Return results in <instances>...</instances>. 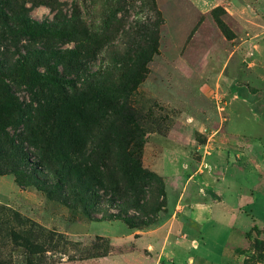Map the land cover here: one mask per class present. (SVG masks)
Segmentation results:
<instances>
[{
	"label": "rangeland",
	"instance_id": "rangeland-1",
	"mask_svg": "<svg viewBox=\"0 0 264 264\" xmlns=\"http://www.w3.org/2000/svg\"><path fill=\"white\" fill-rule=\"evenodd\" d=\"M10 2L24 5L29 18L70 31L62 39L56 34L47 38L9 31L0 34V78L9 83L11 95L25 109L51 94L59 98L64 94L58 85L45 80L55 72L70 81L91 78L95 84L101 82L106 97H115L116 104L128 102L137 121L140 163L160 177L163 185V177L154 169L164 166V150L187 153L197 161L202 155L198 145L205 144L221 117H228L233 108L242 112L230 117L233 137L253 141V145L257 139L264 140V0ZM15 24L9 17L8 25ZM0 27L2 31L7 25L0 21ZM77 43L78 48L84 45L86 52L88 47L93 53L75 60L56 57L61 49L75 50ZM64 90L70 96L72 89ZM233 91L252 95L246 112L239 107L244 102L231 101ZM3 95L0 89V107L3 99H9ZM112 107L107 104L97 111L99 122L118 123V117L110 115ZM238 162L233 161L239 166ZM201 167L207 166L202 163ZM247 168L251 171L250 165ZM256 179L250 201L245 191L241 200L245 196L244 210L257 224H264V174ZM240 185L243 190L247 187L242 178ZM109 195L118 200L113 192ZM157 202L151 193L143 206L145 213L153 216ZM168 204L165 193V208L155 212L156 222L148 228L173 220ZM133 206L91 203L88 210L95 218H89L80 207L49 198L34 183L21 186L15 173L1 174L0 264H132L127 255L136 250L134 228L117 216L143 213ZM226 228L211 221L203 235L225 242ZM211 245L198 242L190 253L194 264L216 263ZM248 250H252L250 244ZM144 256L147 253L141 252Z\"/></svg>",
	"mask_w": 264,
	"mask_h": 264
},
{
	"label": "trees",
	"instance_id": "trees-1",
	"mask_svg": "<svg viewBox=\"0 0 264 264\" xmlns=\"http://www.w3.org/2000/svg\"><path fill=\"white\" fill-rule=\"evenodd\" d=\"M26 12L22 4L0 0V21L7 25L0 34L9 31L28 38L55 34L59 39L68 37V29L29 18ZM9 17L15 19V27L8 25ZM220 28L226 34L225 28ZM74 49H61L56 57L75 60L93 53L88 47L86 52L84 45L78 48V43ZM45 80L58 85L64 95L55 98L51 94V98H43L41 103H34L35 107L28 105L25 109L9 92V83L0 78L3 98H9L3 99L0 107V175L15 173L21 186L34 183L49 198L71 208L80 207L89 218H95L88 210L91 203H131L132 208L137 207L144 214L118 215L127 225L140 229L156 222L155 212L165 208L164 185L160 177L146 171L140 163L137 121L128 102L116 104L115 97H106L105 85L95 84L91 78L70 81L55 72L46 75ZM67 87L72 89L70 96L64 90ZM107 104H114L110 115L118 117L117 124H105V119L99 122L97 111ZM152 182L156 185L152 186ZM110 191L117 201L110 197ZM151 193L158 200L152 208L153 216L143 210ZM252 231L258 232L256 227ZM253 244L264 252V243L255 240ZM256 257L259 259L262 254L259 252Z\"/></svg>",
	"mask_w": 264,
	"mask_h": 264
},
{
	"label": "crops",
	"instance_id": "crops-1",
	"mask_svg": "<svg viewBox=\"0 0 264 264\" xmlns=\"http://www.w3.org/2000/svg\"><path fill=\"white\" fill-rule=\"evenodd\" d=\"M251 100L252 95L245 91L232 92L231 101L244 102L239 105L243 112L247 111L245 104ZM223 106L225 108V104ZM236 113L242 112L233 108L228 117L222 116L205 144L198 145V152L202 154L200 159L196 156L199 161L192 160L187 153L164 150V166L154 170L163 177L173 220L154 228H134L136 250L127 255L132 264H194L190 253L198 247V242L213 244L211 248L216 250L217 258L214 264H247L249 260L253 264H264L263 248L256 249L253 244L255 240L264 243V224H257L244 210L245 196L241 200V192L245 191L250 201L256 182L254 177L258 180L264 174V140L257 139L253 145V141L233 137L229 124L230 117ZM262 114L263 122L264 109ZM233 161H239L240 165H234ZM202 163L207 167L202 168ZM248 165L251 171H247ZM241 178L242 184L247 186L244 190ZM211 221L227 227L225 242L203 235ZM253 227L258 232L252 231ZM233 239L238 244H234ZM249 244L252 250H248ZM141 252L148 256L141 257ZM259 252L262 257L258 259Z\"/></svg>",
	"mask_w": 264,
	"mask_h": 264
}]
</instances>
